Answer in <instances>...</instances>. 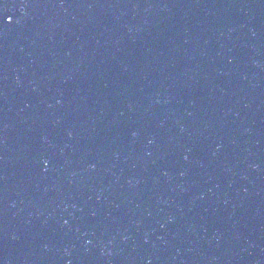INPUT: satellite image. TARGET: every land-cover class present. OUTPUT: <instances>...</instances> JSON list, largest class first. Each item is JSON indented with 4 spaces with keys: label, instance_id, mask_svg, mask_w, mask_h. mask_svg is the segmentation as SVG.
I'll return each mask as SVG.
<instances>
[{
    "label": "water",
    "instance_id": "obj_1",
    "mask_svg": "<svg viewBox=\"0 0 264 264\" xmlns=\"http://www.w3.org/2000/svg\"><path fill=\"white\" fill-rule=\"evenodd\" d=\"M0 264H264V0H0Z\"/></svg>",
    "mask_w": 264,
    "mask_h": 264
}]
</instances>
